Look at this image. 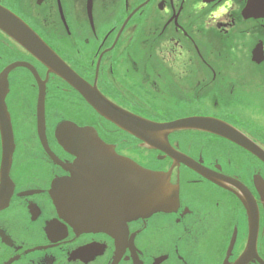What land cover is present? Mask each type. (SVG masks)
<instances>
[{
    "label": "flooded vegetation",
    "instance_id": "af4514ba",
    "mask_svg": "<svg viewBox=\"0 0 264 264\" xmlns=\"http://www.w3.org/2000/svg\"><path fill=\"white\" fill-rule=\"evenodd\" d=\"M0 5L24 20L85 80L93 84L96 79L97 88L119 106L159 122L214 117L264 151L258 122V113L264 115V36L255 34L250 47L246 43L247 26L255 25L253 32L259 34L264 28V0H0ZM235 52L247 53L252 71L234 69ZM14 62L33 66L38 79L23 65L7 75L5 104L14 147L6 171L0 135V264H264V160L205 130L168 136L194 161L189 167L140 141L147 154L136 159L93 125L117 153L168 172L178 186V201L169 212L129 220L112 232L73 228L53 201V180L69 172L50 151L63 162L73 161L58 144L55 126L62 119L88 123L63 118L54 106L81 96L0 30V71ZM201 93L215 110L196 109ZM29 94L30 126L25 113L19 122L17 106ZM41 95L48 147L37 131ZM155 103L170 107L159 114ZM145 104L154 113L139 106ZM236 107L253 108L254 118L242 121L218 110L235 112Z\"/></svg>",
    "mask_w": 264,
    "mask_h": 264
},
{
    "label": "water",
    "instance_id": "95a60500",
    "mask_svg": "<svg viewBox=\"0 0 264 264\" xmlns=\"http://www.w3.org/2000/svg\"><path fill=\"white\" fill-rule=\"evenodd\" d=\"M253 2L249 11H253ZM0 30L40 60L48 73L59 76L94 109V111L129 133L142 145L170 156L175 164L193 167L194 161L177 151L168 136L179 130H205L228 138L264 160V151L251 139L229 123L210 116H187L172 121H153L132 113L103 95L96 86L75 72L44 40L19 16L0 5ZM25 66L38 75L33 66L14 62L0 71V135L3 147L2 166L8 171L13 151V133L5 104L8 91L7 75L16 66ZM43 92L44 82L39 84ZM43 95L38 102L37 131L44 146L45 135ZM58 144L74 156L63 162L50 151L54 161L69 172L68 176L53 180V201L69 224L80 231L112 232L126 222L156 212H169L178 201V186L170 182L168 172L151 170L130 157L118 154L112 144L100 138L90 125H78L63 119L54 129ZM204 176L217 181L205 170ZM3 177V176H2Z\"/></svg>",
    "mask_w": 264,
    "mask_h": 264
},
{
    "label": "rangeland",
    "instance_id": "374dc122",
    "mask_svg": "<svg viewBox=\"0 0 264 264\" xmlns=\"http://www.w3.org/2000/svg\"><path fill=\"white\" fill-rule=\"evenodd\" d=\"M255 28V25H249L247 26V29L250 31L249 36L246 37V40H250V41H246L247 45H249V47L251 45H253L256 42V38H254V35L256 34L257 37H262V35L264 36V28L261 27V32L259 33H254L253 30ZM255 32H257V30H255ZM263 38V37H262ZM235 55V61L238 60L237 65H235L236 67H234V69L236 71H246L248 72V69H250V71H252V67L253 65H251V63L249 62V57L247 55V53L242 56V54L237 55L236 52L234 53ZM216 56V55H215ZM241 56V57H240ZM217 57V60L219 62H221V57ZM228 62H229V58H227ZM199 77L200 75H195V77ZM198 79V78H197ZM201 99H198V102L196 104V109L200 112H208L209 110H215L212 108V100H207V98H203V93L199 94V97ZM80 100V101H79ZM70 98L68 100H63V101H57L55 104L56 106H54L55 108L58 109L59 114H63V118L68 117V118H73L74 120L80 122V123H88V124H92L95 125L96 127L99 128L100 133L105 132V138L113 143H116L119 145V147L125 151L127 154L135 157L136 159H139L142 161V159L145 157V155L147 154L145 149H142L140 147H138V141L131 137V136H127L124 133L118 132V130H114V127L111 125H108L106 122H104L103 120H101L94 112L93 110L88 107V105L79 98ZM33 103V98L32 96L29 95H24L23 100H17V106H18V112L19 110L22 112V116L19 119V122L22 124V120H23V114L25 113V123H27V125H31V123H29L30 120V115L28 114V110L26 108V104H32ZM156 106V110L159 112V114H163L165 113L166 109H169L170 106H166L163 103H160L158 105H156V103L154 104ZM131 106H137L134 104H131ZM141 108L144 109H148L150 111H152L151 113H154L153 108L150 107H146L147 104L145 105H139ZM187 107V106H183ZM258 109V108H257ZM256 109V110H257ZM224 113H229L232 112L234 115H236V117H240V120H244L245 117H250V118H254L253 116V108L251 109H246V108H239L236 107L235 108V112L233 111H229L226 109H218ZM259 116V123L262 124L263 128H260L264 131V115L263 112L262 113H258ZM250 123L255 124L254 119L250 120ZM124 152V153H125Z\"/></svg>",
    "mask_w": 264,
    "mask_h": 264
},
{
    "label": "trees",
    "instance_id": "16d2710c",
    "mask_svg": "<svg viewBox=\"0 0 264 264\" xmlns=\"http://www.w3.org/2000/svg\"><path fill=\"white\" fill-rule=\"evenodd\" d=\"M103 121H105V120H103ZM108 125H111V126H113L111 123H109V122H107V121H105ZM114 127V126H113ZM114 130H117V129H114Z\"/></svg>",
    "mask_w": 264,
    "mask_h": 264
}]
</instances>
